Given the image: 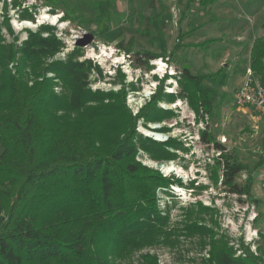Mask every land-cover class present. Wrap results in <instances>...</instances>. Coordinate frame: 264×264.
I'll list each match as a JSON object with an SVG mask.
<instances>
[{
  "label": "trees",
  "instance_id": "16d2710c",
  "mask_svg": "<svg viewBox=\"0 0 264 264\" xmlns=\"http://www.w3.org/2000/svg\"><path fill=\"white\" fill-rule=\"evenodd\" d=\"M101 3L89 2L96 14L87 22L101 18ZM52 30H27L20 46L0 44V264H119L167 237V215L158 210L148 182L167 186L169 181L158 172L139 174L136 149L128 141L133 118L118 95L106 104L111 97L89 88L90 70H101L90 59H77L80 47L64 61L41 65L64 46ZM182 47L178 43L170 54ZM142 55L162 58L150 51ZM249 65L264 87V34L252 42ZM220 74L192 73L187 66L180 71L181 95L196 113H211L214 88L203 81ZM54 78L61 81L60 93L53 89ZM158 90L152 100L162 93ZM147 106L141 110L146 116ZM205 136L202 132L208 142ZM213 146L219 150L222 182L248 195L250 176L240 187L234 183L247 166L223 153L216 140ZM202 226L193 231L206 230ZM208 244L205 264H257L251 254L236 255L222 239L210 238ZM140 257L142 264H159L155 254Z\"/></svg>",
  "mask_w": 264,
  "mask_h": 264
},
{
  "label": "rangeland",
  "instance_id": "374dc122",
  "mask_svg": "<svg viewBox=\"0 0 264 264\" xmlns=\"http://www.w3.org/2000/svg\"><path fill=\"white\" fill-rule=\"evenodd\" d=\"M90 1L0 0V44L20 46L27 30L53 27L52 32L64 46L58 53L41 60V65L45 66L54 60L64 61L74 53V37L79 31L85 30L92 36V41L76 52L78 60L90 59L101 70V73L90 70L89 88L111 97L104 100L106 104L115 103L118 95L123 111L127 110L132 116L134 124L128 141L135 146L133 161L139 166V174L145 177L158 172L169 181L163 186L156 180H144L155 193L158 210L167 215V237L163 242L159 240L153 246L132 252L119 264H142L140 255L145 252L155 254L159 264H205L203 259L208 257L210 238L222 239L236 255L251 254L257 264H264V190L260 185L258 165L264 119L259 118L252 107L235 103L236 93L245 83L249 62L245 51H234L238 42L234 34L254 24L248 9L250 0H238L239 4L234 6L240 12V26L235 20L218 24L221 28L217 32H226L219 37L226 47L215 46L217 39L208 47L180 48L174 54H170V49L176 43L177 21L182 10L180 0L175 3L123 0L120 5H112L110 14L107 4L102 3V16L96 23L87 22L96 14L89 6ZM218 8L221 10L224 6ZM218 8L216 11L220 13ZM43 11L62 16L57 24L46 21L37 24V16ZM211 12L192 3L185 12L181 29L198 27V23L213 17ZM23 21L34 25L20 26ZM200 34L190 30L183 40H193L191 36L194 35L198 39ZM249 40L251 38L239 42L245 46ZM101 46L107 51L113 50V56L102 61L91 55V52L98 53ZM144 51L159 53L162 58L146 59L142 55ZM113 57H122V60L114 63ZM157 60L166 65L163 71L157 70ZM185 66L192 73L221 71L216 80L203 81L204 86L214 88L209 98L213 107L211 113L202 110L196 113L189 106V100L181 95L178 75ZM46 76L53 74L46 72ZM52 81L53 89L62 92L61 81L56 78ZM160 88L163 94L160 92L152 100L151 94ZM170 93L176 95L173 100L167 95ZM177 100L181 102L175 106ZM145 106L147 116L141 111ZM143 129L158 132L163 139L157 140ZM202 132L208 142L201 139ZM214 140L225 147L223 153L231 154L247 166L235 176L234 183L240 187L250 176L248 195L234 193L222 182L221 168L216 163L219 150L213 146ZM169 163L180 171L164 173L161 166ZM198 225H205L202 227L206 230L194 232L193 227Z\"/></svg>",
  "mask_w": 264,
  "mask_h": 264
},
{
  "label": "crops",
  "instance_id": "0c3cea01",
  "mask_svg": "<svg viewBox=\"0 0 264 264\" xmlns=\"http://www.w3.org/2000/svg\"><path fill=\"white\" fill-rule=\"evenodd\" d=\"M180 1L182 4V10L180 11L179 19L177 21L176 43L174 46L171 47L170 51L178 43L182 44V46H183L182 48H185V47L199 48V47H203V46L208 47L212 43L211 41L217 40V39H218V41L215 43V46L216 45L217 46L222 45L223 47H226L227 44H225V42L220 39L222 36H225L226 32L224 30H222L220 33H218L217 31H219V29L221 28V26L218 24L221 21H224L228 24L229 21L231 22L234 20H235L236 25L239 24V26H240L242 24V23H240V20H241L240 12H239V10L235 9V7H234V6H237L239 4L238 0H180ZM120 2H123V0H102V3H106L107 6L109 7V12H108L109 14H110V11H112V5H114V4L120 5L119 4ZM263 2H264V0H263ZM263 2H261L259 0H250L249 1L248 9L251 12V16L254 17V20H253L254 24L251 25L248 29H246L244 31L243 30L238 31L237 33L234 34L235 38L238 41L236 43V46L234 47V51L235 50H237V52L245 51V53H247L248 62H249L250 49H251L253 40L256 37L264 34V24H262L264 21V4H263ZM192 3H197L198 5H200L202 7H206L208 10L214 12V13L211 12L213 17L212 18L207 17L206 21H204L202 23H198V25H199L198 27H191V28H188L186 30H182L180 27V24H181L183 18L185 17L186 10H188L191 7ZM100 5H99V10H100V12H102ZM219 5H223L224 8H222L220 10L218 8ZM217 8H218V10L221 11L220 13H218L216 11ZM190 30L191 31H199L201 33L200 34L201 36H199L198 39H195L194 36H196V35H194V36H191L193 38V40L192 39L183 40L185 37H187V34L190 33ZM213 36L216 38H211ZM249 38H251V40H249V42H246L245 46L242 45L243 43L239 42V40H241V39L248 40ZM202 43H203V46H200V44H202ZM227 51L230 52V49H228ZM220 63L221 64L223 63L224 66L226 64V63H224V61H221ZM205 72H208V71H205ZM209 72H212V71H209ZM255 76H256V74H255ZM174 105L178 106L177 103H174ZM259 118H261V117H259ZM263 161H264V135L262 138V145H261V149L259 152V159H258V165H259V170H260L259 171L260 180L262 178V175L264 174Z\"/></svg>",
  "mask_w": 264,
  "mask_h": 264
},
{
  "label": "built area",
  "instance_id": "2783aa9c",
  "mask_svg": "<svg viewBox=\"0 0 264 264\" xmlns=\"http://www.w3.org/2000/svg\"><path fill=\"white\" fill-rule=\"evenodd\" d=\"M170 3H175L177 0H165ZM86 33L85 30L75 34V40L82 37ZM235 103L240 106L252 107L264 119V87L259 79L255 76L250 65L246 68V80L243 86L237 91ZM223 140L225 138L223 137ZM264 164V161H263ZM261 188L264 190V174L260 180Z\"/></svg>",
  "mask_w": 264,
  "mask_h": 264
},
{
  "label": "bare ground",
  "instance_id": "6f19581e",
  "mask_svg": "<svg viewBox=\"0 0 264 264\" xmlns=\"http://www.w3.org/2000/svg\"><path fill=\"white\" fill-rule=\"evenodd\" d=\"M62 16L61 13H57V14H48L46 12H41L38 16H37V24L42 23V22H49L51 24H57L59 22L60 17ZM34 24L28 21H23L22 24H20V26H33ZM91 55H95V57L99 58L100 60H104L106 57H112L113 56V50H106V48L104 46L100 47V50L98 53H93L91 52ZM114 59V63H120L122 60V57H113ZM157 70L158 71H163L166 67V65L161 61V60H157ZM172 89H169V91L171 92ZM181 102V100H177L175 103H177V105H179V103ZM156 127V126H155ZM144 133L147 135H152L154 136L155 139L157 140H162L163 139V135H161L158 132H151L150 130H144ZM161 169L164 173L168 174L173 170L176 171H180L177 167H175L172 164H163L161 166ZM182 172V171H181Z\"/></svg>",
  "mask_w": 264,
  "mask_h": 264
},
{
  "label": "water",
  "instance_id": "95a60500",
  "mask_svg": "<svg viewBox=\"0 0 264 264\" xmlns=\"http://www.w3.org/2000/svg\"><path fill=\"white\" fill-rule=\"evenodd\" d=\"M92 41V36L88 33H85L82 37H79L75 40V46L82 47L86 46Z\"/></svg>",
  "mask_w": 264,
  "mask_h": 264
}]
</instances>
